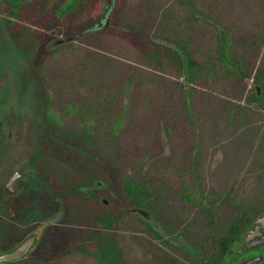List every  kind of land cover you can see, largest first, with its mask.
Listing matches in <instances>:
<instances>
[{
  "label": "rangeland",
  "instance_id": "rangeland-1",
  "mask_svg": "<svg viewBox=\"0 0 264 264\" xmlns=\"http://www.w3.org/2000/svg\"><path fill=\"white\" fill-rule=\"evenodd\" d=\"M1 1L0 150L6 155L0 158V187L18 166L32 169L29 158L38 150L45 152L53 179L32 169L20 180V196L0 200V250L39 230L37 244L25 257L45 264H99L90 255L67 253L73 246L70 238L81 242L90 233L87 240L93 243L103 226L90 214L71 213L65 199L69 190L57 181L77 173L95 176L100 167L116 165L120 179L113 176L109 185L94 180L104 182L98 187L106 194L104 204L110 203L109 196L123 198L119 181L127 178L149 182L156 190L147 198L148 217L131 212L118 221L119 264H205L234 212L264 194V90L217 65L197 82L193 109L187 111L186 77L165 62L148 59L146 51L172 46L165 39L172 36L183 38L204 61L216 32L175 16V0H105L112 5L109 25L66 42L101 14L78 22L73 12L62 23L46 14L63 0L30 1L23 8L43 23L46 38L29 49L18 44ZM195 1L227 34L240 66L252 75L264 71V0ZM40 47L44 50L38 56ZM45 53L39 75L32 64ZM127 81L132 84L125 96ZM43 84L61 126L52 127L45 119ZM257 86L260 103L252 96ZM70 106L74 112H68ZM83 114L94 118L92 135L100 140L96 147L72 144L79 140ZM118 116L122 123L111 138ZM62 145L71 152H63ZM192 180L197 196L185 200L182 189L192 186ZM91 188L83 187V193Z\"/></svg>",
  "mask_w": 264,
  "mask_h": 264
},
{
  "label": "trees",
  "instance_id": "trees-1",
  "mask_svg": "<svg viewBox=\"0 0 264 264\" xmlns=\"http://www.w3.org/2000/svg\"><path fill=\"white\" fill-rule=\"evenodd\" d=\"M30 1L33 0H2L7 23L14 32L18 44L27 49L34 47L36 44L41 45V42H43L46 38V34L43 31V23L38 20H32L31 16H29L30 14L25 12L26 9L23 8V6ZM120 2H122V0H118L117 4H120ZM175 2L177 3V6H179V11L175 14V16L180 17L187 24L195 23L207 25L216 32L214 42L210 48L208 47L206 52L207 58L204 61L195 57L190 52L187 42L183 38L177 39L172 36H164L165 39L172 43V46L161 44L158 48H149L146 51L148 59L156 62L158 65L165 62V64L170 65L178 75L186 77L188 90L185 108L187 111L191 112L193 109L197 82L205 73H207V71L215 70L217 65L223 66L226 74L234 73L243 82H254L264 90V71L260 70L252 75L240 66L241 59L237 57L236 52L233 51L230 39L227 37V34H223L221 29L218 27L217 20L214 17L199 8L195 0H175ZM104 5L105 0H63L60 5L52 9L46 15H54L62 23L65 21V18H68V16L73 12L76 14V20L78 22L83 21L85 18L96 20L101 14ZM126 26L137 33L142 32V28L138 26L131 24H127ZM109 28L113 31H117L113 27ZM75 39L77 38L68 39L66 37L65 42L68 40L74 41ZM42 48L40 47V51L37 52L38 56L43 54L42 51L44 49ZM44 56H46V53L45 55L40 56L38 61H34L32 64V67L39 75H41L42 62L45 59ZM131 84L132 81H127L124 85L123 91L125 92V96L131 89ZM42 88L44 92L45 119L52 127L61 126L62 120L59 118V115L55 112V110L51 108L50 91L44 84L42 85ZM252 96L256 102L260 103L259 100L262 96H258L257 90L253 92ZM75 109V106H70L68 107V112H74ZM93 121L94 118L92 116L86 114L81 116L79 122V140L74 142L72 141V144L76 146H84L86 149L98 146L100 140L92 135ZM121 123L122 118L121 116H118L109 130L111 138H114V135H116L120 129ZM61 148L63 152H71V150L64 145H62ZM37 159L38 157L36 156L34 163L37 168L44 172L48 178L53 179L48 170L47 159L45 160L44 167L42 168L38 166ZM120 174V168L116 165H112L109 169L100 167V170L95 176L77 173L75 175L61 176L58 179V187H66L69 190V194L65 199L67 200L70 212L76 215L83 213L90 214L93 216L94 220H97V222L103 226V230L100 231L98 235L94 236L98 238V241H94L93 243L88 242L87 240L93 236L90 233H86L83 241L81 242H78L79 239L76 241V237L70 238L68 243H73V246L68 250V254L84 253L94 257L99 264H119V260L123 257V255L120 251L114 233L118 221L123 218V216L131 214L132 211H127L129 208L137 207L151 210L150 204L147 202V198L153 196L156 191L149 182L135 178H127L125 181H119V194L123 198L117 200L114 199L115 197L112 198L109 196L111 199L110 203L104 204L101 197L103 195L106 196V194L101 193L100 189L95 186L94 180L96 178H101L107 185H109L112 183L113 176L120 179ZM194 186L197 187L195 180L192 182V186H187L182 189V195L185 200L191 201L197 196L198 191L195 190ZM83 187L92 188L88 190V192L83 193ZM248 207L250 206L246 205V207L242 209H246ZM205 210L213 216V213L209 208H205ZM246 218L247 216L245 214H240L238 217L232 216L223 232V235L215 239L216 246L218 243L220 244L219 249L221 250L219 257H221V259L228 256V249L231 247V243L233 242L232 237H234L235 233L240 232V229L247 224V222H245ZM141 219L143 223L146 224V228L151 232H154V229L149 221L143 217H141ZM239 219H241V221ZM89 245L91 249L89 248ZM211 257L213 256H205L206 260H210ZM211 262L213 263L214 260L211 259ZM0 264H45V261H42L41 259H33L28 256L20 260L7 261Z\"/></svg>",
  "mask_w": 264,
  "mask_h": 264
},
{
  "label": "flooded vegetation",
  "instance_id": "flooded-vegetation-1",
  "mask_svg": "<svg viewBox=\"0 0 264 264\" xmlns=\"http://www.w3.org/2000/svg\"><path fill=\"white\" fill-rule=\"evenodd\" d=\"M3 138L4 137H2V134H0V141ZM4 154L6 155V150H0V158L4 157ZM36 156L38 157V166L42 168L45 164L46 154L44 151L38 150L35 151L29 158V163L32 166V169L36 170L40 175L42 171H38L37 166L34 163ZM32 169L26 168L25 170V167L22 164L13 170L8 175L3 186L0 187V200L13 199L17 196H20L18 194L21 183L20 180L24 179L27 175L34 173ZM10 182L14 190H10L8 188V183ZM249 206L250 207L246 209H238L233 214V216L237 217L240 214H245L247 216L245 219L247 224L242 229H240V232L235 233L234 237H232L233 242L231 243V247L228 249V256L224 259L219 257L221 249H219L220 244L218 243L216 246V251L214 253L207 254L213 257H211L210 260H206L205 258V264H214V262L215 264H243L250 260H253L251 264H264V224H257V220L264 215V194H261L260 197L255 202L249 204ZM235 219L238 220L237 218ZM239 220L241 221V219ZM222 235L223 233H221L218 237H221ZM14 244L15 243L11 244L9 247L13 246ZM6 249H8V247L1 249L0 252ZM211 259L214 260L213 263L211 262Z\"/></svg>",
  "mask_w": 264,
  "mask_h": 264
},
{
  "label": "water",
  "instance_id": "water-1",
  "mask_svg": "<svg viewBox=\"0 0 264 264\" xmlns=\"http://www.w3.org/2000/svg\"><path fill=\"white\" fill-rule=\"evenodd\" d=\"M111 7L112 5H109V4L105 5L103 7L100 18L98 20H96L91 26H89L88 28H85L77 35L68 36L67 38L68 39L79 38L88 32H92V31L108 26L109 17H110L109 13H110ZM257 94H259V86H257ZM94 184L97 187H102L104 185V182L100 179H97L94 182ZM8 188L10 190H14L11 186V182L8 183ZM102 201L107 203V200L105 198H103ZM127 211L138 212L144 217H148L149 215L148 211L143 208L132 207V208L127 209ZM258 223L264 224V215L257 220V224ZM38 240H39V230H34L30 232L12 247L0 252V263L22 259L32 249V247H34L37 244ZM252 262L253 260H250V261H246L243 264H251Z\"/></svg>",
  "mask_w": 264,
  "mask_h": 264
}]
</instances>
